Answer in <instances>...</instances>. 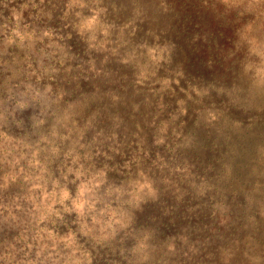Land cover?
<instances>
[{"label":"clouds","instance_id":"obj_1","mask_svg":"<svg viewBox=\"0 0 264 264\" xmlns=\"http://www.w3.org/2000/svg\"><path fill=\"white\" fill-rule=\"evenodd\" d=\"M0 264H264V0H0Z\"/></svg>","mask_w":264,"mask_h":264}]
</instances>
